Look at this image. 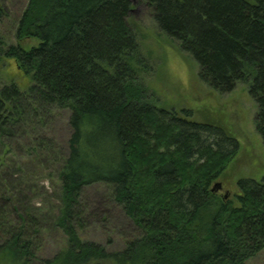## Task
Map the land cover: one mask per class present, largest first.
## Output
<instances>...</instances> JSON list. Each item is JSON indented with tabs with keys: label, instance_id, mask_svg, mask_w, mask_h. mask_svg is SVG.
<instances>
[{
	"label": "trees",
	"instance_id": "trees-1",
	"mask_svg": "<svg viewBox=\"0 0 264 264\" xmlns=\"http://www.w3.org/2000/svg\"><path fill=\"white\" fill-rule=\"evenodd\" d=\"M137 2L198 61L202 80L220 92L248 85L264 139V0H29L17 37L39 43L4 49L0 38L1 53L32 78L26 90L0 87V264H247L264 250V178L240 179L235 199L221 195L216 181L239 141L190 109L155 104L139 73ZM5 14L0 0V22ZM51 108L70 112L67 152L37 136L28 148L55 166L66 243L44 257L49 218L34 204L29 162L5 141ZM97 183L141 229L122 249L80 235L83 192Z\"/></svg>",
	"mask_w": 264,
	"mask_h": 264
},
{
	"label": "rangeland",
	"instance_id": "rangeland-1",
	"mask_svg": "<svg viewBox=\"0 0 264 264\" xmlns=\"http://www.w3.org/2000/svg\"><path fill=\"white\" fill-rule=\"evenodd\" d=\"M1 1L6 11L0 22V38L4 41V49L9 44L22 43L27 49L37 45L39 39L35 37L20 40L17 37L19 19L29 0ZM247 1L254 3L256 0ZM131 25L146 61L145 65L139 66L140 77L155 104L179 111L190 109V118L219 124L239 141L237 155L216 181L221 184L220 194L235 199V195L241 190L240 179L250 177L261 181L264 178V139L256 127L258 104L249 92L248 85L239 82L233 90L220 92L202 80L198 61L182 50L177 39L160 31L151 8L146 4L137 2L132 11ZM1 48L0 46V87L14 81L21 90L28 89L32 78L19 69L14 58L4 56ZM37 113L35 117L32 114L34 118L28 122V134L6 138L5 142L8 145H18L21 148L18 158L29 162L30 169L27 172L37 185L33 195L34 204L41 207L40 210L49 218L39 254L52 257L66 243L64 231L55 224V213L58 209L57 174L50 161L43 164L36 160L28 145L37 136L49 144L54 143L57 151L62 148L67 152L71 136L70 112L67 109L51 108L44 115H41L43 112L40 110ZM8 156H12L11 150ZM139 161L154 163L151 159L145 160V157ZM83 193V227L80 228L83 239L100 242L109 250H118L127 241L140 235V227L124 212L122 206L115 203L106 185H89ZM247 264H264V250L253 256Z\"/></svg>",
	"mask_w": 264,
	"mask_h": 264
},
{
	"label": "water",
	"instance_id": "water-1",
	"mask_svg": "<svg viewBox=\"0 0 264 264\" xmlns=\"http://www.w3.org/2000/svg\"><path fill=\"white\" fill-rule=\"evenodd\" d=\"M218 184V188L221 186V184L217 183Z\"/></svg>",
	"mask_w": 264,
	"mask_h": 264
}]
</instances>
